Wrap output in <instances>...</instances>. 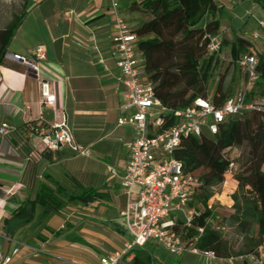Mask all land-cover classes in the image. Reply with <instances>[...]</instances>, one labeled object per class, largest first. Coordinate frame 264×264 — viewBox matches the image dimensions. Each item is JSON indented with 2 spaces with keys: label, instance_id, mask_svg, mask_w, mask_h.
<instances>
[{
  "label": "crops",
  "instance_id": "1",
  "mask_svg": "<svg viewBox=\"0 0 264 264\" xmlns=\"http://www.w3.org/2000/svg\"><path fill=\"white\" fill-rule=\"evenodd\" d=\"M27 10L8 54L34 63L33 51L43 47L46 61L38 66L57 103L44 104L40 80L28 67L9 60L0 66V130L4 124L11 127L8 135H0V252L11 255L19 249L13 264H100L130 241L121 217L128 198L120 177L137 137L132 126L120 124L135 110L126 109V89L118 84L111 57L113 12L109 0H29ZM130 16L133 29L140 21L137 13ZM138 58L145 68L139 52ZM63 121L78 144L91 148V157L67 147L48 152L32 131L49 132ZM228 184L214 201L232 208L238 183ZM87 191L94 192L88 203L82 201ZM21 206L24 212L17 215ZM226 238L235 242L232 234ZM157 246L158 253L180 264L264 262V245L259 260L175 257Z\"/></svg>",
  "mask_w": 264,
  "mask_h": 264
},
{
  "label": "trees",
  "instance_id": "2",
  "mask_svg": "<svg viewBox=\"0 0 264 264\" xmlns=\"http://www.w3.org/2000/svg\"><path fill=\"white\" fill-rule=\"evenodd\" d=\"M21 1V9L11 13L5 11L7 4L0 5V66L5 65L8 49L28 15L29 0ZM119 2L122 15L141 13L146 16L132 31L138 38L136 45L144 61L145 80L152 84L155 97L164 106L174 111L185 110L198 98L211 99L217 107L223 106L236 96L234 78L232 83H226L231 67L239 68L236 62L246 55H256L259 59V79L248 91L247 102L264 99V53L244 37H237L233 42L223 40V47H231L232 61L216 76L222 61L218 56L209 55L208 47L210 37L222 34L218 13L227 1ZM258 3L264 10V0H258ZM209 16L212 18L207 19ZM156 48L163 51L164 58L169 61L167 65L151 61ZM237 148L242 149V153L231 155L230 152ZM175 157L182 162L186 173L201 181L190 203L200 216L193 220L190 228H184V221L178 219L176 231L182 234L185 243L213 252L219 259H230L234 252L239 253L246 246L239 256L252 255L259 260V249L264 245V112L244 111L232 118L218 134L184 139ZM236 163H240L241 172L235 178L238 188L231 194L233 213L224 221V227L241 235V244L238 240L229 241L227 233L214 224L217 218L214 200L227 183L231 164ZM92 200L93 191H87L82 197L86 203ZM23 212L21 206L17 215ZM200 228L203 233L199 232ZM134 254L129 264H180L179 260L174 262L164 254H152L146 247L135 249Z\"/></svg>",
  "mask_w": 264,
  "mask_h": 264
},
{
  "label": "built area",
  "instance_id": "3",
  "mask_svg": "<svg viewBox=\"0 0 264 264\" xmlns=\"http://www.w3.org/2000/svg\"><path fill=\"white\" fill-rule=\"evenodd\" d=\"M109 3L114 16L110 37L111 57L119 70L118 84L126 89V109L135 110L131 118L120 120V124L132 126L137 137L129 144V160L120 177L121 187L128 198L121 217L130 241L123 251L109 254L101 259L100 264H121L125 260L131 262L135 257L134 250L143 248L150 242L157 243L175 257L193 254L206 260H217L213 252L187 245L182 234L176 231L179 218L184 221V228H190L193 220L200 216L196 209L190 207V203L193 194L201 186V181L185 172L182 162L175 157V152L184 139L218 134L232 118L244 111L264 112V99L247 102L248 91L259 79V59L256 55H246L236 62L247 77L248 86L223 106L217 107L211 99L198 98L191 107L174 111L155 97L152 84L144 79L145 68L140 64L136 45L138 38L121 14L119 0H109ZM223 48L220 36L210 37L209 55L221 59ZM33 56L36 60L34 63L17 54H7L5 60L26 66L35 72L40 80L44 104L55 106L57 97L52 92L50 81L40 73L38 66L40 62L46 61L44 48H36ZM10 130L11 127L4 124L0 135L6 136ZM32 131L48 152H59L67 147L77 156H92L91 148L76 142L66 121L56 124L49 132L36 130L35 127ZM234 167L235 164H231L228 174ZM222 229L227 235L232 234L238 244L243 242L241 235L224 226ZM198 230L200 233L204 231L202 228ZM18 253L19 249L14 250L11 255L0 252V264H13ZM248 257L255 260L252 255Z\"/></svg>",
  "mask_w": 264,
  "mask_h": 264
},
{
  "label": "rangeland",
  "instance_id": "4",
  "mask_svg": "<svg viewBox=\"0 0 264 264\" xmlns=\"http://www.w3.org/2000/svg\"><path fill=\"white\" fill-rule=\"evenodd\" d=\"M6 3H3V2ZM7 4V8L5 11L8 10V13L13 11H18L21 9L22 1L21 0H0V5ZM139 17V21L146 19L141 13H137ZM126 21L132 25L130 20V13L123 14ZM212 17L209 16L207 19H211ZM218 18H220L222 22V34L220 37L222 40L226 39L229 42L235 41L237 37H244L245 39L253 42L255 47L264 53V27L261 26V23H264V10L261 5L257 2V0H236L235 2H225L222 9L218 13ZM138 26V25H137ZM136 25L133 26V29L137 27ZM151 55V61L153 63H158L159 65H167L169 61L163 56V51L159 48L154 49ZM168 58V57H167ZM150 61V60H149ZM222 66L218 70L217 77L221 72H224L226 67L232 61L231 57V47L227 45L223 48V53L221 57ZM233 78L235 80L234 83V94L237 95L240 91H242L245 87L248 86V79L245 74L237 68L232 66L229 75L227 76L226 83H232ZM217 81V79H216ZM216 85V82L215 84ZM263 100V99H261ZM260 100V101H261ZM242 149H236L230 152L231 155H234L236 152L242 153ZM240 163H236L235 167L232 169V172L227 176V183L236 181V175L241 172ZM226 183V184H227ZM224 185L226 189L230 188V185ZM223 187V189H224ZM219 201H214V207L216 208V216L217 218L214 221V224L217 228L222 229L224 226V221L232 214V208L228 207L226 204L224 206H220L217 203ZM233 204V203H232ZM38 225V215L36 221L33 223V227H37ZM148 251L152 254H156L158 250L157 243L150 242L149 246L147 247ZM246 250V246L241 249V252L237 253L234 252V255L238 257ZM176 260H174L175 262ZM125 264V263H123ZM202 264V262L200 263ZM206 264V263H205ZM218 264H230L229 261H222Z\"/></svg>",
  "mask_w": 264,
  "mask_h": 264
}]
</instances>
